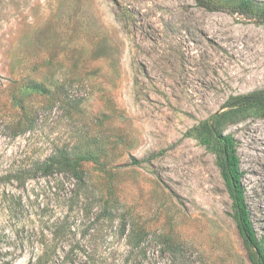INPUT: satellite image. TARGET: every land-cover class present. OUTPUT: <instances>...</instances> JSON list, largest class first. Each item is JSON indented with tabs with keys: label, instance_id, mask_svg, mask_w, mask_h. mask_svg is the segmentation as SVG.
I'll list each match as a JSON object with an SVG mask.
<instances>
[{
	"label": "rangeland",
	"instance_id": "rangeland-1",
	"mask_svg": "<svg viewBox=\"0 0 264 264\" xmlns=\"http://www.w3.org/2000/svg\"><path fill=\"white\" fill-rule=\"evenodd\" d=\"M261 90L254 19L195 0H0V264H28L65 216L48 264H252L199 126L217 116L234 137L264 238V107L226 108ZM58 152L76 166L42 175Z\"/></svg>",
	"mask_w": 264,
	"mask_h": 264
},
{
	"label": "trees",
	"instance_id": "trees-1",
	"mask_svg": "<svg viewBox=\"0 0 264 264\" xmlns=\"http://www.w3.org/2000/svg\"><path fill=\"white\" fill-rule=\"evenodd\" d=\"M199 6L209 10L217 11L224 10L231 13H236L244 16L248 19H254L258 24L264 26V1L258 0H195ZM264 107V90L254 92L249 95H243L233 97L227 103L226 108L231 110L235 108H261ZM220 122H218L217 116H213L210 120H206L201 123L199 128L201 132V142L208 150H210L216 156L217 166L220 169L222 178L224 180L227 192L232 201L233 219L239 231L241 238L248 251V255L252 264H264V238L260 239L255 231L249 207L246 202L245 188L242 183L243 173L240 169V160L237 154L236 141L232 135H224L221 130ZM57 155H53L48 160L43 162L38 171L42 175H50L54 171H63L76 166L72 165V160L61 153V158ZM60 157V154H59ZM64 157V158H62ZM151 158V157H150ZM149 158V159H150ZM144 161L134 160V164H141ZM74 176L78 182H82L83 173L78 168L74 169ZM79 199V194H77ZM77 200V198H76ZM71 205V210L74 207ZM107 217V222H110L113 217L109 213L104 215ZM68 217L65 216L60 223L54 225L55 231L51 233L53 236L50 242H43L41 253L33 257L28 264H48V259H45V255L54 246L57 239L67 234V231L71 228L67 225ZM45 231V230H44ZM143 238L137 240L135 238V248L140 247ZM170 252H174L173 247H169ZM52 253V252H51ZM50 255V254H49Z\"/></svg>",
	"mask_w": 264,
	"mask_h": 264
},
{
	"label": "bare ground",
	"instance_id": "bare-ground-1",
	"mask_svg": "<svg viewBox=\"0 0 264 264\" xmlns=\"http://www.w3.org/2000/svg\"><path fill=\"white\" fill-rule=\"evenodd\" d=\"M258 76V69L254 70L251 74V79H255Z\"/></svg>",
	"mask_w": 264,
	"mask_h": 264
}]
</instances>
